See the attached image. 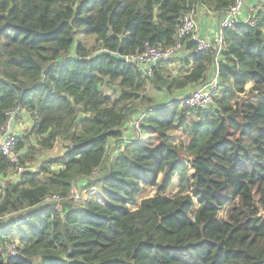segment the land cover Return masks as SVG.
Here are the masks:
<instances>
[{
    "label": "trees",
    "instance_id": "trees-1",
    "mask_svg": "<svg viewBox=\"0 0 264 264\" xmlns=\"http://www.w3.org/2000/svg\"><path fill=\"white\" fill-rule=\"evenodd\" d=\"M234 2L0 0V132L12 115L31 119L17 140L24 167L64 147L17 179L0 150V264H264V1L254 24L223 29L219 53L198 51L189 35L184 55L158 63L151 77L129 61L93 57L140 53L147 42L173 47L194 4L220 13ZM80 27L95 48L77 38ZM215 74L205 108L146 92L150 83L172 96ZM107 78L119 84L117 98L99 87ZM137 109L153 143L124 140ZM177 129L183 138L174 142ZM80 182L91 195L84 203L58 211L42 202Z\"/></svg>",
    "mask_w": 264,
    "mask_h": 264
},
{
    "label": "built area",
    "instance_id": "built-area-1",
    "mask_svg": "<svg viewBox=\"0 0 264 264\" xmlns=\"http://www.w3.org/2000/svg\"><path fill=\"white\" fill-rule=\"evenodd\" d=\"M245 6V0H235L234 4H232L228 8L229 10L223 12L221 20L219 21L218 37L216 36V39L213 42H209L207 39L197 36V31L199 28L197 10L199 8V5L197 6L194 4L193 7L185 11L181 17L180 24L177 29L178 43L175 46L164 48L161 43L151 44L147 42L145 45V49L142 52L128 55L127 61L134 64L135 67L142 71L146 77H151L153 75L154 67L158 63L171 61L175 56H177L179 52L183 50L182 39L189 35L194 36V39L198 40V51L207 50L210 47H213L214 43L221 45V43L223 42V29L225 27L233 26L234 24L239 22V18ZM204 8L210 11L206 6H204ZM256 10L257 8L255 7V4L252 5L247 19L242 22H249L251 24H254L256 20L254 12ZM216 83L217 81L215 78L210 82L201 84L200 86L194 88L185 97V104L193 108H205L209 106L213 100ZM143 117L144 112L139 113L136 116L135 120L132 123L135 128H139L140 122ZM14 121L15 119L10 116V120L0 132V150L10 159L12 163L16 165V171L10 176L11 179H17L19 175L17 177L16 175L21 174L25 170L24 165L20 163L22 151L17 148V140L21 133L18 134L10 129V124ZM99 171L100 170H96L95 174H98ZM86 193L88 192L83 190L82 188L76 187V189H72L68 197H62L60 194H48L44 197L42 202L53 205L58 211H62L64 208V203L67 201H73L76 204H82L83 201L87 199ZM92 194L100 198L97 189L93 188ZM3 218L6 219L8 218V216H5ZM9 247L13 255L18 254L16 244H11Z\"/></svg>",
    "mask_w": 264,
    "mask_h": 264
},
{
    "label": "rangeland",
    "instance_id": "rangeland-1",
    "mask_svg": "<svg viewBox=\"0 0 264 264\" xmlns=\"http://www.w3.org/2000/svg\"><path fill=\"white\" fill-rule=\"evenodd\" d=\"M245 2H246V0H245ZM246 4V3H245ZM248 5H249V3H247ZM84 36V37H83ZM77 38H80V39H82L85 43H86V45L90 48V49H93V48H95V35L94 34H87V33H85V30H84V27H80L79 28V32H78V35H77ZM102 90H104V91H107L108 93H111V96L113 97V98H117L119 95H120V93H121V88H120V86H119V84L117 83H113L109 78H107V79H105L101 84H100V86H99ZM193 89H185V90H183V91H181V92H178V91H176L172 96H169V95H167L165 92H161V91H158L157 89H155V88H153L151 85H150V83H147V85H146V92H147V95L148 96H150V97H153V98H155L157 101H159V102H162V101H169L170 99H172V97H178V96H185V95H187L188 93H190L191 91H192ZM244 97V96H243ZM136 112H139V113H141V112H143V110H140V109H138L137 111H134L133 113H132V118H133V114H135ZM12 118L14 117V115H12L11 116ZM22 121H24L25 123H26V128H21V132H19V130H13V132H16V133H18V134H20V135H22L24 132H25V130H28L30 127H31V125H32V121H31V119L28 117V116H26L24 119H20L18 122H22ZM10 127H12V123L10 124ZM9 127V128H10ZM140 126H139V128H137V133H139V138L142 140V141H146V142H148V143H153L154 142V136H150V134L148 135V134H144L143 132L141 133L140 132ZM170 134H171V139L174 141V142H178L179 141V139H181L182 138V136H183V132H182V130L181 129H177V130H173V131H171L170 132ZM129 136L131 137V138H134V137H136V135H134V134H129ZM151 137V138H150ZM131 138H129V137H125V139L124 140H127V139H131ZM111 145L112 144H110V146H109V150L110 149H112V147H111ZM113 148H115V147H113ZM64 151V147L62 146V144H61V142H59L56 146H55V148H53V149H51V150H46V151H42L41 152V154L38 156V158L36 159V160H34V161H32V162H28V163H26V165H25V168L27 169V167L28 168H31V169H37L39 166H40V164H42V163H44V161H46V160H48L50 157H52V156H58L59 154H61L62 152ZM119 151V150H118ZM117 151V146H116V148H115V150H114V154H115V152L117 153L118 152ZM56 168H57V166H56ZM14 174V173H13ZM20 176V174H17L16 175V177L17 176ZM3 181V179H2V177H0V183H1V185H2V182ZM74 189H76V188H74ZM176 190V189H175ZM155 191H156V188H152L150 191H149V193L148 194H144V195H142L141 197H140V201L142 200V199H144V198H147V197H152V196H154L155 195ZM83 192V191H82ZM89 193V192H88ZM87 193V199H88V197H90L91 195L90 194H88ZM83 203H84V201H83Z\"/></svg>",
    "mask_w": 264,
    "mask_h": 264
},
{
    "label": "crops",
    "instance_id": "crops-1",
    "mask_svg": "<svg viewBox=\"0 0 264 264\" xmlns=\"http://www.w3.org/2000/svg\"><path fill=\"white\" fill-rule=\"evenodd\" d=\"M261 2H262L261 0H246V2H245L246 6L244 7V9L242 11V14L239 18V22L245 21L247 19L249 12H250V8L252 5L255 4V7L258 9L260 7V6H258V4ZM247 3H249V5ZM197 18H198V25H199V28L197 31V36L200 38H205L209 42H213L216 39V36L218 37L219 13L208 11L207 9L204 8V6L199 5V8L197 10ZM216 46H217V44H216ZM183 55H184V52L182 50L174 58L178 59L179 57H181ZM171 66L173 67V72H174L175 71L174 67L177 68L178 64L176 62H173V63H171ZM181 91H183V90H179L178 92H181ZM137 110H135V111H137ZM138 114L139 113H137V115ZM25 117H23L22 119H24ZM135 118H136V115L132 118V120L129 121V123L125 127L124 138L125 137L131 138L129 136V134H134V135H136V137L139 136V133H137V131H138L137 128H135L132 124L133 121L135 120ZM18 121H14L12 123V127L10 129L19 130V132H21V128H26V123L24 121H22V122H18ZM182 138H183V136H182ZM113 153H114V151H113ZM115 154H116V152H115ZM82 185H83V182H80L79 186H76V187L82 188ZM0 186H2V185L0 184ZM86 196H87V193H86Z\"/></svg>",
    "mask_w": 264,
    "mask_h": 264
},
{
    "label": "water",
    "instance_id": "water-1",
    "mask_svg": "<svg viewBox=\"0 0 264 264\" xmlns=\"http://www.w3.org/2000/svg\"><path fill=\"white\" fill-rule=\"evenodd\" d=\"M228 10H229V9H225V10H223V11H221V12L219 13V21L221 20V17H222V15H223V12L228 11ZM219 48H220V45H217V49H216V51H218ZM103 54L110 55V56L115 57V58H117V59H120V60H122V61H127V55L122 54V53L119 52V51H112V50H109V49H101V50H98V51H96V52L93 54V57H96V56H99V55H103ZM214 62H215V66H216V65H217V60H216V58L214 59ZM215 78H216V74H215V76H214L213 79H215ZM0 184H1V183H0Z\"/></svg>",
    "mask_w": 264,
    "mask_h": 264
},
{
    "label": "clouds",
    "instance_id": "clouds-1",
    "mask_svg": "<svg viewBox=\"0 0 264 264\" xmlns=\"http://www.w3.org/2000/svg\"><path fill=\"white\" fill-rule=\"evenodd\" d=\"M216 44L217 43H214V47L217 49V46H216ZM217 45H219V44H217ZM219 51H220V48H219V50L218 51H216L217 53H219ZM187 96V95H186Z\"/></svg>",
    "mask_w": 264,
    "mask_h": 264
}]
</instances>
